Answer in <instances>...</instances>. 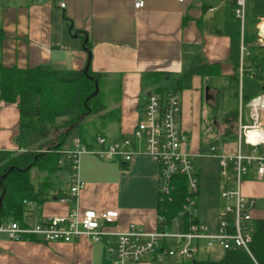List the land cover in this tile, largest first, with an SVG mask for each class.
Returning <instances> with one entry per match:
<instances>
[{"label": "crops", "instance_id": "crops-1", "mask_svg": "<svg viewBox=\"0 0 264 264\" xmlns=\"http://www.w3.org/2000/svg\"><path fill=\"white\" fill-rule=\"evenodd\" d=\"M59 1L0 0V65L76 70L89 66L101 73L108 91L117 95L111 107L117 108L118 116L102 134L107 140V134L115 135L110 141L131 135L141 118L145 94L156 87L178 89L179 126L188 135L187 148L197 155L195 165L202 175L199 208L201 190L212 189L214 213L217 165L214 172H204L203 160L210 157L198 155L208 151L212 137L219 146L225 143V127L233 126L234 111L216 114L206 109L216 108L220 94L232 88L231 76H239L249 46L243 38L264 19V0H247L245 27L227 0H144L140 9H134L131 0H63V8ZM215 63L218 74L200 72L202 65ZM246 65L244 73L251 76L253 67ZM208 114L213 115L214 130L207 137L202 130L208 124ZM18 124L16 102L0 100V150L17 149ZM157 174V164L145 152L133 154L127 162L82 153L78 176L84 185L78 193V207L98 213L115 210L117 219L103 225L108 231H123L130 223L152 231L158 206ZM242 189L255 199L253 218H264V207L256 205L257 200L264 201V179H247ZM73 206L71 201L59 202L48 196L25 206L23 222L31 225L43 216L64 215ZM0 264L111 262L106 243L92 242L85 235L70 242H45L11 240L0 232Z\"/></svg>", "mask_w": 264, "mask_h": 264}, {"label": "built area", "instance_id": "built-area-1", "mask_svg": "<svg viewBox=\"0 0 264 264\" xmlns=\"http://www.w3.org/2000/svg\"><path fill=\"white\" fill-rule=\"evenodd\" d=\"M227 1L243 27L247 0ZM58 4L60 8L65 6L63 0ZM131 4L134 9H140L144 0H131ZM258 29L257 25L256 35L260 42L264 37L260 36ZM243 69L241 62L240 76ZM180 98V91L173 87L162 94L156 91L145 94L141 118L130 136L110 141L97 135L93 148L87 147L80 137L75 136L71 145L62 151L70 160L71 173L66 194L57 198L59 202L71 201L73 208L64 215L43 216L31 225L11 220L0 224V232L11 240L33 238L45 242H70L85 235L92 242L106 243L111 264H167L169 260H173L172 264H188L195 261L201 245L207 247L214 244L223 251L240 249L251 256L255 199L241 194L240 183L244 177L264 179V151L259 150L264 142V91L245 104V122L239 112L235 151H220L217 138L212 137L208 151L198 155L216 159V205L211 221L200 219V175L195 167L197 155L188 150V135L179 126ZM211 131L208 125L202 133L208 136ZM251 131L259 134L255 142L248 139ZM87 152L101 159L119 157L125 162L133 154L147 153L158 167V205L172 199L175 176L185 178L188 193L181 209L171 216L160 209L152 231L144 230L135 223H130L123 231L104 229L103 225L117 219L115 210L98 213L78 207V193L84 185L78 176L79 157ZM24 204L30 205L31 201H24Z\"/></svg>", "mask_w": 264, "mask_h": 264}, {"label": "trees", "instance_id": "trees-1", "mask_svg": "<svg viewBox=\"0 0 264 264\" xmlns=\"http://www.w3.org/2000/svg\"><path fill=\"white\" fill-rule=\"evenodd\" d=\"M244 25L245 21L243 27ZM256 32L257 28H254L243 38V43L248 42L249 45L243 66L248 63L247 67H253L250 74L261 82L262 92L264 55L260 56L255 52L258 47L255 45ZM86 46L89 48V44ZM200 72L203 75H216L219 72L218 64H204ZM102 76L89 66L76 70L49 65L26 68L0 65V100L6 103L16 102L19 111L18 133L15 138L17 149L0 150V224L11 220L24 223V201L39 203L48 196L58 198L66 194L71 173L70 160L62 152L66 149L63 148L66 139L76 130L81 141L93 148L97 136V132L92 133L82 127L81 123H77V116L104 110L98 113L103 129L108 128L109 123L118 116L117 108L111 107L107 99L103 98ZM229 82L236 95L238 77L231 76ZM167 88L156 87L154 91L162 94ZM223 96L221 93L220 102ZM250 98L241 95L242 105ZM237 112L238 110L234 111V119H237ZM229 132L230 127L226 126L225 135ZM52 133L57 136L58 142L53 143L50 150L40 151L38 148L50 143ZM33 168L42 174L36 182L31 178ZM173 183L172 199L159 204L157 213L161 209L165 215L171 216L181 209L188 193L185 178L177 175ZM253 226L251 256L240 249L224 250L219 259H195L188 264H264V218L253 219Z\"/></svg>", "mask_w": 264, "mask_h": 264}, {"label": "rangeland", "instance_id": "rangeland-1", "mask_svg": "<svg viewBox=\"0 0 264 264\" xmlns=\"http://www.w3.org/2000/svg\"><path fill=\"white\" fill-rule=\"evenodd\" d=\"M259 31V29H258ZM257 34V32H256ZM262 39V38H261ZM255 45H258V47L255 49V52L257 53V55H264V39H262L260 42L258 41V37L256 35V42H255ZM246 55L243 54V58L245 57ZM212 82H214V80H212ZM108 82L104 79L103 80V84H102V95H103V98L107 99V101L109 102V105H111V103L115 100V93L108 91ZM98 87H96V90H97ZM234 88H228V92L226 94H224L223 96V101L222 102H218L217 104V107L216 108H212L209 106L207 107L206 109V112H211V110L214 111V113L216 114H220V113H224L223 110H226L227 112L228 111H235V110H238L237 112V120L239 118V112L240 114H242V121L245 122L246 119H247V108L245 105H242L241 103V95H244V96H247V97H253L257 94L260 93L261 91V82L258 80V78L256 76H249L247 75L246 73H244V75L242 76H238V85H237V94L234 95ZM204 99H205V89H204ZM112 106V105H111ZM104 110H101L100 112L98 113H102ZM98 113H95V114H92V113H89L87 115H83V114H80L79 116H77V123H81L82 124V127H85L87 128L90 132L92 133H95L97 132V135H99V133L101 134H104L103 133V128L101 127V122L99 120L100 119V116L98 115ZM206 121H207V125L205 126H210L212 128V131L210 132L209 135H212V132H213V128H214V124L212 123V118L213 115L211 116L210 114L206 115ZM236 119H233V126L231 127L230 129V132L229 134L225 135L224 136V139L228 142L225 141V143L223 142V140L221 142H223L221 145H220V150L221 151H224L226 152V150L230 151V152H233L237 149V133H236ZM204 126V127H205ZM203 127V128H204ZM57 131V130H54V132ZM78 131L74 130L68 137V139H66V142L64 144V147L63 148H68L70 145H71V141L72 139L75 137V136H78L77 135ZM208 135V136H209ZM206 136V135H205ZM207 136V137H208ZM50 138L52 139L50 141V143L46 144L45 147H42V148H38L40 151H48L50 150L51 148V145L53 143H56L58 142V138L57 136L52 133ZM107 138L110 140L112 138H115V135H109L107 134ZM225 145H228L226 148H225ZM243 148H245V146L243 145ZM37 149V148H36ZM37 149V150H38ZM259 150L260 151H264V144H261L259 146ZM95 155V154H94ZM204 162V166H205V169H204V172L205 170L206 171H210V172H214V168H215V165H216V161L214 158H208V159H204L203 160ZM196 170H198V166L196 165ZM208 169V170H207ZM201 174V172H200ZM41 173H37L36 172V169H31V178L32 180H34L36 177L41 178ZM202 177V175H200ZM247 179H252L251 177H244L243 179H241V183H240V190H241V194L244 196V197H250V196H247L243 189H242V184L245 180ZM254 180V179H253ZM213 191L212 189L210 190H207L206 188H203L201 190V206L199 208V215H200V219L202 220H209L211 221L212 217H213V206H214V196H213ZM205 200V202H204ZM257 206H259L260 208L261 207H264V201H259L257 200V203H256ZM223 255V249L221 247H219L218 245L214 244L212 246H205V245H201V247L199 248L197 254L195 255V259H211V260H216V259H219L221 258ZM173 260H169L167 264H172Z\"/></svg>", "mask_w": 264, "mask_h": 264}, {"label": "bare ground", "instance_id": "bare-ground-1", "mask_svg": "<svg viewBox=\"0 0 264 264\" xmlns=\"http://www.w3.org/2000/svg\"><path fill=\"white\" fill-rule=\"evenodd\" d=\"M258 28H259V34L261 37H264V21L260 22L258 24ZM259 138V134L256 133V131H251L248 133V139H250L251 141H257Z\"/></svg>", "mask_w": 264, "mask_h": 264}, {"label": "water", "instance_id": "water-1", "mask_svg": "<svg viewBox=\"0 0 264 264\" xmlns=\"http://www.w3.org/2000/svg\"><path fill=\"white\" fill-rule=\"evenodd\" d=\"M262 88H264V87H262ZM207 89H208V87H205V99H206V97H207ZM262 144H264V142H262ZM194 262V261H193Z\"/></svg>", "mask_w": 264, "mask_h": 264}]
</instances>
